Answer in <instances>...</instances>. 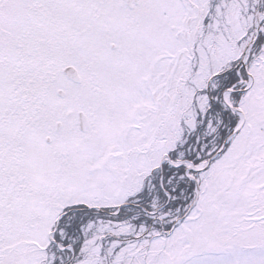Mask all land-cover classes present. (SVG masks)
I'll list each match as a JSON object with an SVG mask.
<instances>
[{
    "label": "snow or ice",
    "instance_id": "snow-or-ice-1",
    "mask_svg": "<svg viewBox=\"0 0 264 264\" xmlns=\"http://www.w3.org/2000/svg\"><path fill=\"white\" fill-rule=\"evenodd\" d=\"M0 264H264V0H0Z\"/></svg>",
    "mask_w": 264,
    "mask_h": 264
}]
</instances>
